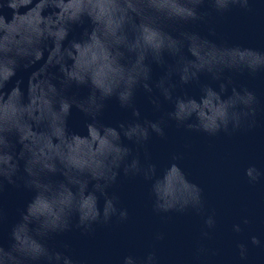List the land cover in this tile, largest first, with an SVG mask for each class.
Instances as JSON below:
<instances>
[{"label":"clouds","instance_id":"obj_1","mask_svg":"<svg viewBox=\"0 0 264 264\" xmlns=\"http://www.w3.org/2000/svg\"><path fill=\"white\" fill-rule=\"evenodd\" d=\"M205 4L209 10L201 11ZM233 9L250 13L252 0H0V192L10 184L34 193L11 227L9 244H0V264H81L67 253V244L61 251L48 241L73 227L91 235L95 225L128 221L119 196L109 194L121 172L149 183L152 212L162 219L189 210L203 216L190 264H206L210 250L204 241L211 239L216 220L214 213L205 212L203 189L179 166L182 153H174L158 173L147 142L153 134L166 139L170 121L210 137L256 126L260 101L247 87H236L233 76L264 73V52L217 44L184 27L207 23L215 35L213 15L223 17ZM85 21L90 27L81 38L66 44L72 27ZM42 59L26 87L17 81L8 88L19 68ZM153 63L164 69L155 81ZM202 74L218 82V89L201 85L199 98L176 94L179 86L199 83ZM82 86L88 88L86 96L68 94ZM140 88L150 94L155 111H161L163 102L172 110L141 121L135 104ZM113 97L131 110L134 120L118 127L100 122ZM73 106L88 118L85 135L68 131ZM123 139L136 145L135 154ZM244 175L256 184L264 171L250 165ZM4 219L0 209V223ZM232 230L243 232L240 224ZM163 239V232L154 234L155 242ZM250 243L264 248L255 235ZM236 249L239 260L246 261L248 245L237 242ZM122 264L161 261L152 250L144 257L126 255Z\"/></svg>","mask_w":264,"mask_h":264}]
</instances>
